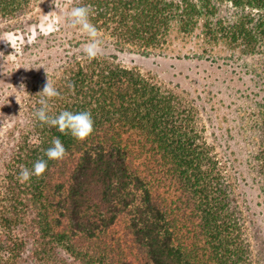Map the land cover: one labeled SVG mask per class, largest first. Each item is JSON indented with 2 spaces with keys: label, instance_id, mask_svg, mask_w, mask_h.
Here are the masks:
<instances>
[{
  "label": "trees",
  "instance_id": "trees-1",
  "mask_svg": "<svg viewBox=\"0 0 264 264\" xmlns=\"http://www.w3.org/2000/svg\"><path fill=\"white\" fill-rule=\"evenodd\" d=\"M70 1V10L88 6L99 36L121 49L164 52L174 32L199 31L205 60L223 45L255 57L261 91L237 113L264 194V0ZM46 5L0 0V38L31 35ZM37 32L0 54V264H264L235 153L208 136L197 101L113 57L89 60L63 28ZM47 76L61 92L48 114L89 111L87 140L33 116ZM54 137L65 159L21 183V167L47 160Z\"/></svg>",
  "mask_w": 264,
  "mask_h": 264
},
{
  "label": "rangeland",
  "instance_id": "rangeland-1",
  "mask_svg": "<svg viewBox=\"0 0 264 264\" xmlns=\"http://www.w3.org/2000/svg\"><path fill=\"white\" fill-rule=\"evenodd\" d=\"M63 2L71 1L56 0V6L53 4V6L46 5L41 8L39 24L29 28L31 35L12 33L0 38V54L2 48L9 50V43L17 46L19 43L32 42L39 35L37 29L48 35L60 28L65 30L66 36L79 41L78 50L84 52L89 39H84L87 35L71 25L70 6L64 5ZM99 38L102 56L113 57L127 68L150 74L178 91H185L203 109L208 136L216 138L223 149L228 151L229 148L235 153L236 166L240 172L241 190L250 208V231L254 252L262 259L264 257V194L261 191L258 171L253 161L256 149L248 143L246 134L240 129L243 113H237L239 106L250 105L251 101L246 99L247 95L261 91L256 87V84L260 86L259 78L250 73L253 68H256L257 59L242 57L223 45L215 49L216 55L227 57L226 63L229 65L224 64L223 59L213 62L216 55H212L210 60H205L208 55L203 51L208 46L204 44L199 31L192 36L174 32L164 52L155 54L121 49L110 39L102 36ZM255 99L258 101L257 98Z\"/></svg>",
  "mask_w": 264,
  "mask_h": 264
},
{
  "label": "clouds",
  "instance_id": "clouds-1",
  "mask_svg": "<svg viewBox=\"0 0 264 264\" xmlns=\"http://www.w3.org/2000/svg\"><path fill=\"white\" fill-rule=\"evenodd\" d=\"M52 3L56 6V0H52ZM69 19L73 27L79 28L89 38V42L84 47V53L87 58L89 60H97L101 58V40L99 38L98 29L90 21L89 7H73L69 12ZM25 69L29 70L28 68ZM20 87L23 89L25 85L21 83ZM38 95L41 96V99L39 100L40 107L34 111L33 116L41 122L42 126L48 125L57 127L60 133L65 135L70 134L78 141H85L92 136L94 132V120L89 111L73 113L65 110L55 117L48 114L50 110L49 101L61 96V92L53 86L48 79V76ZM16 100L17 103L20 104V98L18 96H16ZM52 145V147L45 151L47 160L38 159L33 165L32 171L26 167H21L18 177L21 183L30 182L33 175H35L37 179L42 178L48 168V160L63 161L65 159L67 150L58 137L53 138Z\"/></svg>",
  "mask_w": 264,
  "mask_h": 264
}]
</instances>
